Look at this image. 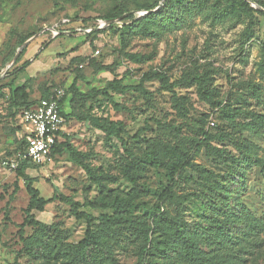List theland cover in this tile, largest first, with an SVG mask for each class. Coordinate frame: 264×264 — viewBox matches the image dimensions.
I'll list each match as a JSON object with an SVG mask.
<instances>
[{"label": "rangeland", "instance_id": "1", "mask_svg": "<svg viewBox=\"0 0 264 264\" xmlns=\"http://www.w3.org/2000/svg\"><path fill=\"white\" fill-rule=\"evenodd\" d=\"M164 1L0 0V264H73L67 256H56L57 249L76 246L87 230L85 221L76 220L69 207L56 200L43 212H31L35 221L50 227L49 232L41 234L25 224L30 197L16 174L21 135L12 115L14 98L37 100L44 93L67 92L72 85L86 94L113 80L137 86L153 71L169 82L202 76L211 100L202 97L200 85H184L173 95L156 81L145 83L144 94L109 91L108 97L86 101L68 95L64 109L72 115L64 128L67 143L86 157L97 181L64 150L51 163L26 170L32 187L44 200L63 195L82 205L111 203L115 198L133 202L134 208L118 215L90 207L81 210L97 219L129 216L135 226L149 228L151 246L142 264H189L163 247L170 233L159 221L156 206L190 235L205 258L203 264H264V166L244 163L239 149L249 146L264 160V142L235 128L221 113L226 107L264 117V16L250 11L264 13V7L251 0H244L248 9H230L216 0H174L181 13L191 12L183 24L122 31L125 18L135 15L136 20L146 13L136 8L158 3L152 11L156 12ZM120 10L128 13L119 17L125 16L113 24L115 28L91 37L64 31L69 34L54 38L42 32L62 28L63 20H78L77 24ZM31 34L35 35L19 44ZM26 61L29 67L17 73ZM6 85L11 90L3 88ZM20 88L26 93L13 98ZM83 115L100 124L122 122L125 146L78 121ZM244 122L238 118L235 124ZM200 131L229 138L224 143L206 142ZM162 145L180 148L194 168L167 179L164 169L149 160L150 154L162 155ZM126 151L139 159L128 172L133 181L123 174L129 162ZM91 230L105 244L107 259L93 261L85 252L75 264L138 263L141 239L133 228L96 222ZM37 239L57 249L42 259L29 258L24 241L34 244Z\"/></svg>", "mask_w": 264, "mask_h": 264}, {"label": "trees", "instance_id": "2", "mask_svg": "<svg viewBox=\"0 0 264 264\" xmlns=\"http://www.w3.org/2000/svg\"><path fill=\"white\" fill-rule=\"evenodd\" d=\"M221 3H223L228 8H247L249 7V4L244 0H216ZM255 2L258 6L264 7V0H251ZM159 6L158 3H154L152 5H146L143 7L136 8L135 11H144L147 14L144 16L138 17V19L135 20V15H130L127 18H125L121 23V29L122 31H128L133 29L134 26L137 28H170L173 26L181 25L185 22V16L190 15L191 12L185 14L181 13V8L177 6V4L174 3V0H165L161 6L159 7L158 11L152 12L155 8ZM252 12H255L259 14L260 16H264V13L259 12L258 10H251ZM128 13L127 10H120L115 14H108L106 16H103L101 18H88V19H82L79 21V23L75 24V22H78V20H66L69 21L66 24H60L62 28H57L59 31H72L76 29H96L98 27L99 21L103 22H110L112 20H115L119 18L121 15ZM64 21V20H63ZM117 25H110L106 28V30H111L115 28ZM100 30H93L92 32L88 34H81L84 37H91L98 33H100ZM49 36L50 33L46 32ZM77 34V33H76ZM35 34H31L30 36L22 39L19 44L21 45L24 43L28 38L33 36ZM62 35H59L57 37H60ZM71 36V35H69ZM56 37V38H57ZM47 45V43L44 44V47ZM24 53V50L20 54L19 58L17 59V62L20 61L22 55ZM30 62L26 61L24 62L21 67L16 71L17 73H23L27 67H29ZM261 77L263 79L264 77V52H263V62L261 66ZM156 81L159 85V88L163 91L169 92L173 95H175V90L177 88H180L184 85H191V84H197L200 85L201 88V95L202 97L210 101L211 97L209 93L207 92V86L208 82L207 79L200 76V77H194L188 80H176L174 82H169L168 79L165 77L164 74L153 71L150 73L145 74L139 84L137 86H122L121 83L117 80H113L105 86L102 90H91L90 92L86 94H82L76 91L74 85H72L67 92H64V96L61 99L60 103V115H62L65 118V121L71 117L72 114H68L65 112L64 106L66 99L68 95L72 96V100H78V101H86V100H95L99 97H108V92L111 91L113 93H121L126 92L130 90L137 91L141 94L145 93L144 85L147 82H153ZM3 88H9L11 90L10 86H3ZM26 92L23 88L17 89L13 91V98L18 97L19 95H24ZM53 93L50 94H43L40 98L37 100H22L19 102V100L14 98L13 103L11 102V108L13 110V117L15 118L17 125L16 130L20 133H22V126L18 122V117L20 113L24 110H28L32 108L39 100L42 99H48ZM220 106V103H218ZM221 113L224 115L226 120H228V123L233 125L235 128L241 129L243 132H246L254 137H257L261 139L264 142V117L261 115H258L254 112H245L240 110H229L226 107L221 108ZM238 118H242L244 123L241 124H235V121ZM77 120L88 123L93 128L101 131L104 135H106L109 138H115L117 139L122 147L125 146V142L120 137L122 133H124L123 123L122 122H106L105 124H100L95 118H93L90 115H83V116H77ZM159 125V124H158ZM199 134L203 137V141H210V140H217L220 143H224L228 140V135H223L220 137H211L207 133L200 131ZM21 137V136H20ZM67 138L64 133H61L58 137L57 143L55 145V149L52 153V160L59 154H61L64 150H66L69 154V159L82 167L84 172L87 174L88 178H90L93 181H97V178L95 176L94 170L90 168L87 164H85L86 157L82 154L77 153L71 146L67 143ZM25 149V140L24 138H20L19 146H18V154H22ZM241 150V154L243 155V162H247L250 164L258 165V166H264V160L258 159L255 157V154L252 152V149L249 146H241L239 148ZM127 156L129 157V162L124 167V177L128 179L129 181H133L131 176L128 174L131 165L139 161L138 158L135 157V155L129 151L125 152ZM161 153L159 154H150L149 160L152 164L155 166H159L164 169L165 176L167 179L173 180L175 175H178L182 170L185 169H193L194 166L190 164L187 160V154L183 152L180 148L177 147H168L165 145L161 146ZM165 159H169L170 162H168ZM143 161V160H142ZM144 162V161H143ZM36 168L34 165L30 164L27 161H20L18 162V168L16 170V174L19 178H21L24 181L26 192L29 195L30 199L28 202V206L26 209L27 217L25 220V224L34 228L37 232L44 234L45 232H49L50 227L46 226L40 222L35 221L32 218L31 212L37 211V212H43L44 207L48 205L49 203L53 201H58L67 207H69V211L71 216H73L76 220H82L85 221L87 225V230L85 234V238L79 242L76 246L68 245L65 248L61 249L49 244L46 240L43 242L41 240H36L34 244H27V241L24 245V252L25 254L32 259L39 258L42 259L44 256H50V253H52L55 249H57L56 256L57 255H64L67 256L73 264L77 262L79 258H84L86 255L88 259H91L93 261H103L107 259V254L105 251V244L102 242L101 238L97 237L94 232L91 230V226L96 223L100 222L101 225L108 226V225H127L133 228L135 231H137L140 235L141 239V246L139 248L138 252V263L142 264L144 257L146 254L149 253V248L151 246V238L149 236L150 229L149 228H140L139 226H135V223L130 219L129 216H121V217H115V218H94L90 214H87L86 212L82 211L81 209L83 207H90L92 209L97 210H112L116 215L122 212V210H131L134 208V203L129 201H125L120 198H115L114 201L111 203H104V202H94V203H87V204H80L78 202H75L72 198L66 197L63 195L54 196L51 200H44L39 196L38 190L34 189L32 187L33 180L28 178V176L25 174L26 170L30 168ZM156 212L159 217V221L166 225L169 235L165 236V241L163 242V247L168 248L169 251L176 253L179 255V257L189 264H203L205 261V258L201 256L197 245L194 243L190 235H188L178 224V222L168 216H166L164 213L161 212L160 207H155ZM42 237V236H40ZM29 240V239H28ZM86 252V255H85ZM87 259V260H88ZM16 264V263H13Z\"/></svg>", "mask_w": 264, "mask_h": 264}, {"label": "built area", "instance_id": "3", "mask_svg": "<svg viewBox=\"0 0 264 264\" xmlns=\"http://www.w3.org/2000/svg\"><path fill=\"white\" fill-rule=\"evenodd\" d=\"M68 22L64 20L61 24ZM103 23V21H99L96 29H76L71 32L88 34L93 30H97ZM44 32H49L54 38L69 34L68 32L59 31L55 27L45 29ZM63 96V91H56L48 99L39 100L32 108L20 113L18 122L22 127H27L28 130L20 133V138L25 140V149L22 154H18L17 162L27 161L36 168L52 162V153L59 135L64 133L66 124L65 118L60 115V103Z\"/></svg>", "mask_w": 264, "mask_h": 264}, {"label": "water", "instance_id": "4", "mask_svg": "<svg viewBox=\"0 0 264 264\" xmlns=\"http://www.w3.org/2000/svg\"><path fill=\"white\" fill-rule=\"evenodd\" d=\"M145 14H147V13H143V14H141L140 16H144ZM124 17H125V16H124ZM124 17H121V18L116 19V20H112V21H110V22H104L103 25H102L101 27H99L97 30H102V29H104V28L109 27V26L112 25V24H115V22H120ZM44 31H45V30H43L42 32H44ZM35 37H36V36H34L30 41H32ZM26 44H27V43L23 44V47H24ZM16 57H17V56H16ZM16 57L14 58L13 62L17 59Z\"/></svg>", "mask_w": 264, "mask_h": 264}]
</instances>
